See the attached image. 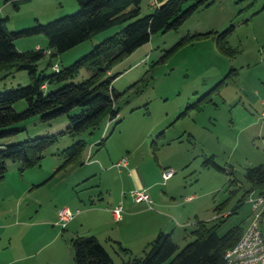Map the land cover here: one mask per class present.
<instances>
[{
	"label": "rangeland",
	"instance_id": "rangeland-1",
	"mask_svg": "<svg viewBox=\"0 0 264 264\" xmlns=\"http://www.w3.org/2000/svg\"><path fill=\"white\" fill-rule=\"evenodd\" d=\"M149 1L139 0L137 17L151 13L157 6ZM16 3L14 8L11 2L0 0V18H5L3 26L7 31L29 27L35 21L44 23L77 9L75 0H17ZM122 26L104 29L56 56L43 55L36 63L37 72L43 69L44 74L49 73L52 67L44 69L48 61L57 63L59 68L69 65ZM230 26L231 30L223 37L231 51L224 53L216 42L223 38L222 32ZM196 34L171 50L183 36ZM13 42L18 51L35 46L45 49L47 44L41 34L17 37ZM110 73H118L111 85L118 94L116 105L119 111L117 117L109 121L106 134L115 120L120 121L102 146L95 145L104 131L101 124L91 133L84 131L74 137L84 139L87 145L73 163L56 170L62 161L59 151L72 141L68 136H61L43 150L38 164L18 171L17 164L9 161L0 178L5 179L3 185L16 187L0 200V227L3 222L16 219V215L22 219L28 216L49 219L52 213H56V222L55 218L49 222L54 224L53 229L43 227L34 248L49 241L57 229L60 237L57 236L51 248L60 246L56 248L59 264H73L69 240L76 234L86 236V231L79 228L78 220L70 225L66 222L62 227L66 225L65 230L61 231L57 212L66 207L73 213L74 197L97 193L103 199L112 196L115 187L118 188L114 180L129 179L126 174L128 168H122L120 173L114 163L120 157L127 158L126 151L131 148L134 149L132 160L141 164L143 178L157 179L155 192H164L166 181L161 183V166L171 169L169 179L173 182L174 199L181 205L179 209L194 210L199 218L208 222L216 214L220 216V213L227 214L234 209L236 201L249 187L243 179L244 169L264 159V116L261 114L264 109V0H212L207 6H199L175 30L152 33L146 43L115 62ZM87 76L88 71L80 68L72 80L80 81ZM28 82L27 72L23 69L0 71V92ZM59 85L46 84L42 91L48 92ZM209 90V95L198 108L189 109L179 116L187 104ZM25 105V101L19 99L12 106L19 111ZM74 111L71 110L70 114ZM66 124L64 114L48 122H41L34 115L12 123L11 127L21 131L0 142L53 134L64 129ZM154 146L156 149L153 151ZM88 149L90 157L85 161ZM209 155L224 171L201 165L203 157ZM232 178L237 181L235 185L228 184ZM21 179L47 181L32 191H22L24 184ZM73 179L86 180L70 188L67 182ZM232 190L234 192L230 193ZM190 194L194 198L184 201V197ZM249 194L256 196L255 192ZM243 200L236 212L225 218L219 233L239 222L244 226L247 219L249 221L251 212L247 195ZM105 201L104 204L107 203ZM94 202L101 203V199ZM216 205L221 208L217 212L213 210ZM150 207L151 210H159L154 204ZM144 219L147 218L141 215V229L146 224ZM169 219L177 222L172 217ZM168 226L173 227L171 223ZM38 228L34 225L31 234ZM3 231L0 233V259L8 254L5 249L7 230ZM173 232L172 239L179 247L190 238H183L187 230L184 232L182 227L174 228ZM143 248L130 253L142 256ZM106 249L115 264L121 262L115 252L123 259L126 257L116 247L115 252L109 245ZM45 252L34 254L30 260L34 261L33 264L46 263Z\"/></svg>",
	"mask_w": 264,
	"mask_h": 264
},
{
	"label": "trees",
	"instance_id": "trees-1",
	"mask_svg": "<svg viewBox=\"0 0 264 264\" xmlns=\"http://www.w3.org/2000/svg\"><path fill=\"white\" fill-rule=\"evenodd\" d=\"M16 1L2 0L11 2L14 8L17 7ZM75 2L77 9L71 14L44 23L35 21L31 26L19 30H5L3 26L5 18H0V71L23 69L29 79L25 85L0 92V140L4 141L19 133L20 128L10 125L31 116L37 115L41 122L51 121L63 114L67 117L64 129L56 133L23 138L19 141L0 142V178L7 170L9 161L17 164L18 171L38 164L43 150L54 144L61 136H68L72 141L59 151L58 156L62 161L56 170L73 163L87 145L84 139L74 137L84 131L91 133L101 124L104 131L95 145L102 146L106 137L120 121L115 120L106 134L109 121L116 118L119 111L116 105L118 94L111 85L118 73L111 74V66L146 43L152 33L175 30L191 12L199 6L209 5L212 0H150V4L157 6L151 13L141 17H137L139 0H75ZM129 6L132 8L128 9ZM114 25L123 26L94 44L90 50L69 65L60 68L57 65L56 70L52 69L47 74L43 73V69L37 72L36 63L43 55L56 56ZM230 30L231 26L220 36L223 37ZM37 34L46 38L45 49L39 47L24 51L15 49L14 39ZM194 36L197 34L183 36L171 50ZM224 39V37L219 39L221 41L217 39L216 43L219 49L226 53L231 49L226 46ZM53 64L48 61L44 69L52 67ZM80 68H85L88 76L80 81H73ZM222 80L223 78L218 84ZM46 84L60 85L44 93L42 89ZM210 91L187 104L179 116L189 109L198 108ZM19 99H23L26 105L22 110L16 111L12 105ZM71 110L75 111L70 114ZM89 152L88 149L85 161L89 160ZM201 164L224 171L223 167L216 164L212 155L204 157ZM228 173L231 174L230 171ZM243 179L249 187L236 201L234 209L225 216L213 217L211 222L196 220L193 228L188 231L190 239L182 246L179 247L171 239L170 233L162 231H158L144 245L142 256L132 255L129 249L115 242L117 250L126 256L119 264H223L224 251L236 243L244 227L239 222L221 233L218 229L227 216L236 212L245 195L255 192L256 195L264 196V159L261 163L247 166L243 172ZM236 182L235 178L228 180L229 185H235ZM220 209V205L213 208L215 212ZM69 241L73 264H115L109 252L95 236L76 235Z\"/></svg>",
	"mask_w": 264,
	"mask_h": 264
},
{
	"label": "crops",
	"instance_id": "crops-1",
	"mask_svg": "<svg viewBox=\"0 0 264 264\" xmlns=\"http://www.w3.org/2000/svg\"><path fill=\"white\" fill-rule=\"evenodd\" d=\"M37 47L38 46H35L34 48ZM155 149L156 147L153 149V151ZM126 152V165L123 167H117L115 166V162L114 166L118 168V172L120 173L122 172V168H128L126 174L127 176H129V179H117V181L114 180L118 188L115 187L113 195L110 197L108 196L105 199L102 198L100 193L94 195L87 194L86 196L82 197L83 199L80 197H76L75 199L74 197L73 200L75 201V203L72 207L73 209H75V214L73 215L72 219L67 222L69 225L72 224L75 220H78V222H80L79 228H84L86 231L84 232L86 233L85 235L95 236L98 241L105 247V249L106 245H109L112 251L115 252V242H118L122 247L127 248L132 252L137 248L141 249V247L149 242L158 231L170 233L172 239L174 228L182 227L184 232L186 230L188 232L193 228L196 220H202L201 218H199V216H197L198 213L194 210L179 209L181 205H179L178 202L174 199V187L173 182L171 181V179H169L170 176L165 180L161 178L162 170L169 168H164L161 166V183H164L166 181L164 183V192H155L157 179H144L141 175V164L136 163L132 160L134 149L131 148ZM90 164L91 163H89V165ZM21 180L24 184V187L22 186V191H32L33 188H37V186L47 181V179H30L29 182L25 179ZM84 180L86 179H73V181L69 180L67 183H69V187L72 188L79 182L83 183ZM3 182H5V179H0V200H3L4 196L7 193L16 189L15 186L9 184H7V186L5 184L3 185ZM132 189L142 190L144 193H146L148 198L151 200V204H154L159 210H151V207L148 206V204L144 201L135 202L129 194V191H131ZM4 190H6V193H4ZM20 194H22V192ZM188 197H190V199H187ZM84 198L86 199V201L84 200ZM193 198L194 196L190 194L186 195L183 200L190 201ZM99 199H101V203H93V201ZM105 200L107 201L106 204H104ZM118 204H120L122 209L124 208V210H122L121 212V218L118 221H114L111 216L110 209ZM141 215H144L147 218L144 219L146 220V224L142 227V229ZM216 215L219 216V214ZM220 215L225 216V213H220ZM15 217L17 218L3 222V225H1L0 227V233L4 232L3 230H7V244L5 246V249L8 252V254L5 253L0 259V264H33L34 261L30 259L34 254H40L41 252H43V250H46L44 255L46 263L44 264H59L60 259L58 258V249L56 248L60 246L51 248V244L55 241L57 236L60 237V235L57 233V229L54 230L53 235L49 241L44 242L38 246L36 245V247L34 248L37 242V236L42 228H47V226H50L52 227L51 229H53L54 224H51L49 222L53 218H55L54 221L56 222V213H52V217L49 219H32L30 218V216L24 217L22 219V216L19 215H16ZM168 217H172V219H175V221L177 222L173 223V221H170ZM170 223L173 226L172 228L168 226V224ZM247 224L248 219L243 227L245 228ZM34 225H38L39 228L31 234V230ZM259 226L262 236L264 237V212L260 217ZM186 227H188V229H185ZM65 228L66 225L64 228L60 227V230L63 231L65 230ZM74 231H76L75 233H78L77 229H74ZM187 232V235L183 237L184 239H188L189 237ZM12 241L16 242H14V244L11 246ZM11 247L12 250L9 251ZM70 254L71 252L69 253V255ZM115 254L117 258L120 259V261L121 259H123L119 253L115 252Z\"/></svg>",
	"mask_w": 264,
	"mask_h": 264
},
{
	"label": "built area",
	"instance_id": "built-area-1",
	"mask_svg": "<svg viewBox=\"0 0 264 264\" xmlns=\"http://www.w3.org/2000/svg\"><path fill=\"white\" fill-rule=\"evenodd\" d=\"M52 69H57L56 63L53 64ZM261 114L264 116V109ZM125 165L126 160L124 157L115 163L117 167H123ZM171 174V169H163L161 178L165 180ZM129 194L135 202L144 201L150 206L151 200L142 190L132 189L129 191ZM187 199H190V197ZM247 202L250 206V219L236 243L224 251L223 264H264V237L259 226L260 217L264 211V196L256 195L252 197L251 194H248ZM121 211L122 207L120 204L110 209L114 221H118L121 218ZM74 214V212H70L66 207H62L57 212V218L61 222V228L66 222L71 220Z\"/></svg>",
	"mask_w": 264,
	"mask_h": 264
}]
</instances>
